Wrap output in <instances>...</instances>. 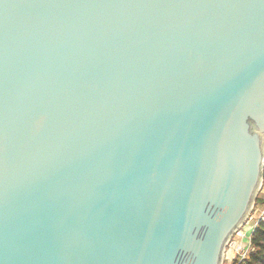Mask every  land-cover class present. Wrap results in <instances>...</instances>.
Here are the masks:
<instances>
[{"label": "water", "instance_id": "obj_1", "mask_svg": "<svg viewBox=\"0 0 264 264\" xmlns=\"http://www.w3.org/2000/svg\"><path fill=\"white\" fill-rule=\"evenodd\" d=\"M264 175V0H0V264H222Z\"/></svg>", "mask_w": 264, "mask_h": 264}, {"label": "built area", "instance_id": "obj_2", "mask_svg": "<svg viewBox=\"0 0 264 264\" xmlns=\"http://www.w3.org/2000/svg\"><path fill=\"white\" fill-rule=\"evenodd\" d=\"M258 194H261L264 197V175H263V180H262V183H261L260 190H259ZM254 207H253V210H252L253 214L251 213V215H255V216L257 215L258 216L257 222L255 223L253 228H251L249 230L250 232L248 231L249 234H247L248 232L242 231V227H241L233 235V237L230 240V242L228 243L227 247L229 246V247L233 248V250H234V258H232L230 261H228L224 257L222 264H232V261H234V260L237 261V263L243 262L247 258L249 252L251 251V233L253 232V229L255 228V226L258 223L264 221V207L261 210H259L258 207H255V208Z\"/></svg>", "mask_w": 264, "mask_h": 264}, {"label": "trees", "instance_id": "obj_3", "mask_svg": "<svg viewBox=\"0 0 264 264\" xmlns=\"http://www.w3.org/2000/svg\"><path fill=\"white\" fill-rule=\"evenodd\" d=\"M259 202L260 194H258L254 206L257 207ZM232 264H264V221L258 223L251 233V251L247 258L240 263L234 260Z\"/></svg>", "mask_w": 264, "mask_h": 264}, {"label": "rangeland", "instance_id": "obj_4", "mask_svg": "<svg viewBox=\"0 0 264 264\" xmlns=\"http://www.w3.org/2000/svg\"><path fill=\"white\" fill-rule=\"evenodd\" d=\"M257 207L259 208V210H261L264 207V197L261 194H260V202L258 203ZM252 214H253V212H252ZM256 216L255 215H250L249 216L248 221H246V223L242 226V231L248 232L251 228H253V226L255 225V223L258 220V216L257 217ZM249 232L247 234H249Z\"/></svg>", "mask_w": 264, "mask_h": 264}, {"label": "crops", "instance_id": "obj_5", "mask_svg": "<svg viewBox=\"0 0 264 264\" xmlns=\"http://www.w3.org/2000/svg\"><path fill=\"white\" fill-rule=\"evenodd\" d=\"M224 257L230 261L232 258H234V250L232 247H226L225 253H224Z\"/></svg>", "mask_w": 264, "mask_h": 264}]
</instances>
